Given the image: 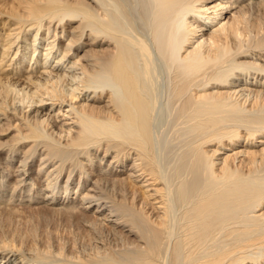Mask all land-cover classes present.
Masks as SVG:
<instances>
[{
  "label": "bare ground",
  "instance_id": "6f19581e",
  "mask_svg": "<svg viewBox=\"0 0 264 264\" xmlns=\"http://www.w3.org/2000/svg\"><path fill=\"white\" fill-rule=\"evenodd\" d=\"M0 264H264V0H0Z\"/></svg>",
  "mask_w": 264,
  "mask_h": 264
}]
</instances>
